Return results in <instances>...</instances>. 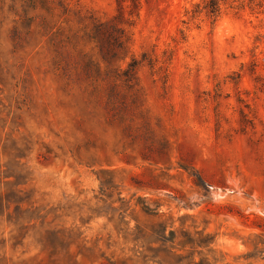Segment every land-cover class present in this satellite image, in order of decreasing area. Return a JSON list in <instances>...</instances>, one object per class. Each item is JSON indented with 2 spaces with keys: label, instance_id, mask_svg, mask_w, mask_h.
Listing matches in <instances>:
<instances>
[{
  "label": "rangeland",
  "instance_id": "374dc122",
  "mask_svg": "<svg viewBox=\"0 0 264 264\" xmlns=\"http://www.w3.org/2000/svg\"><path fill=\"white\" fill-rule=\"evenodd\" d=\"M208 3L0 0V264H264V0Z\"/></svg>",
  "mask_w": 264,
  "mask_h": 264
},
{
  "label": "trees",
  "instance_id": "16d2710c",
  "mask_svg": "<svg viewBox=\"0 0 264 264\" xmlns=\"http://www.w3.org/2000/svg\"><path fill=\"white\" fill-rule=\"evenodd\" d=\"M208 7V14L211 16V17H214L215 19H217L220 15V12H221V8H220V0H209V3L207 5ZM170 235H172V239L173 240H170L169 238H167L165 236V234H163L162 236V240L164 242H172L174 243V232H170ZM193 263V262H192ZM193 264H196V263H193Z\"/></svg>",
  "mask_w": 264,
  "mask_h": 264
}]
</instances>
